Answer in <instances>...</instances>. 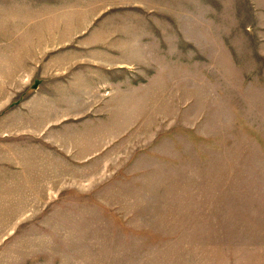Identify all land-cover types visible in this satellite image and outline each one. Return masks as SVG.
I'll list each match as a JSON object with an SVG mask.
<instances>
[{"label":"rangeland","instance_id":"rangeland-1","mask_svg":"<svg viewBox=\"0 0 264 264\" xmlns=\"http://www.w3.org/2000/svg\"><path fill=\"white\" fill-rule=\"evenodd\" d=\"M0 264H264V0H0Z\"/></svg>","mask_w":264,"mask_h":264}]
</instances>
